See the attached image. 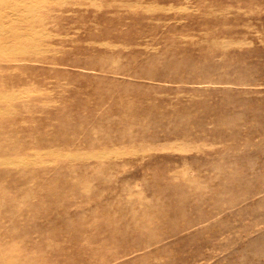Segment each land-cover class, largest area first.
Instances as JSON below:
<instances>
[{
    "label": "rangeland",
    "instance_id": "374dc122",
    "mask_svg": "<svg viewBox=\"0 0 264 264\" xmlns=\"http://www.w3.org/2000/svg\"><path fill=\"white\" fill-rule=\"evenodd\" d=\"M19 1L0 264H264V0Z\"/></svg>",
    "mask_w": 264,
    "mask_h": 264
},
{
    "label": "bare ground",
    "instance_id": "6f19581e",
    "mask_svg": "<svg viewBox=\"0 0 264 264\" xmlns=\"http://www.w3.org/2000/svg\"><path fill=\"white\" fill-rule=\"evenodd\" d=\"M30 1H33V0H30ZM92 1V0H91ZM93 1H95V0H93ZM16 2H20L19 0H16ZM29 1H27V3H28ZM13 3V2H12ZM12 3H11V5H12ZM25 3V2H24ZM19 3H17V5H18ZM10 5V4H9ZM15 5V4H14ZM3 7V6H2ZM9 7V6H8ZM8 7H7V9L6 10H8ZM158 7V6H157ZM14 8V7H13ZM160 9V8H159ZM10 10V9H9ZM8 10V11H9ZM7 12V11H6ZM1 13V12H0ZM152 13V12H151ZM8 14H10V13H8ZM40 15V14H39ZM8 16V15H7ZM247 16V15H246ZM6 17V16H5ZM11 17H12V14H11ZM14 17V16H13ZM12 17V18H13ZM5 19V18H4ZM7 19H9V18H7ZM11 21V20H10ZM4 24V23H3ZM6 24V23H5ZM4 24V25H5ZM8 25V24H7ZM9 27H10V25H8ZM2 28H4V27H2ZM6 28V27H5ZM6 29H8V28H6ZM13 29V32L16 30H14V28H12ZM11 29V30H12ZM5 30V29H4ZM5 31H7V30H5ZM9 31V30H8ZM0 32H1V29H0ZM2 33V32H1ZM4 33V35H5V32H3ZM2 33V34H3ZM8 38H7V40H6V42H5V44L3 45V46H1V48L2 49H0V51H3V52H5V53H10V52H12L13 53V51L15 50V48L14 47H12V46H10L11 44H9L8 45V43H11L10 41H12V44L13 43H15L14 41H18V40H21V39H23V37L24 36H20V35H17V33L16 32H14V33H12L10 36H7ZM186 38V37H185ZM192 38H194V37H192ZM1 40V39H0ZM221 40H223V39H221ZM2 41V40H1ZM1 41H0V43H1ZM4 43V42H3ZM14 45V44H13ZM220 45V44H219ZM42 49V48H41ZM19 50H20V48H19ZM18 52V51H17ZM20 52V51H19ZM2 53V52H1ZM5 55V54H4ZM5 95V94H4ZM6 96L7 95H5V96H0L3 100H4V98H6ZM9 97H11V96H9ZM5 101V100H4ZM2 112V111H1ZM5 112V110L3 111V113ZM5 113H7V112H5ZM80 154V153H79ZM113 154H116V152L114 153L113 152ZM117 155V154H116ZM133 155V154H132ZM65 156V155H64ZM26 159V158H25ZM0 163H1V161H0ZM18 163V162H17ZM20 163V162H19ZM15 163H13V165H14Z\"/></svg>",
    "mask_w": 264,
    "mask_h": 264
}]
</instances>
